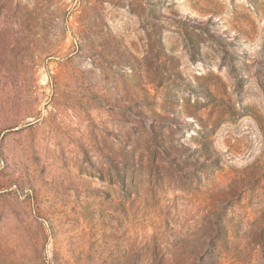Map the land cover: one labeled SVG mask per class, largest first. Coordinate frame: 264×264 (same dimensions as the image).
<instances>
[{
	"label": "rangeland",
	"instance_id": "obj_1",
	"mask_svg": "<svg viewBox=\"0 0 264 264\" xmlns=\"http://www.w3.org/2000/svg\"><path fill=\"white\" fill-rule=\"evenodd\" d=\"M0 264H264V0H0Z\"/></svg>",
	"mask_w": 264,
	"mask_h": 264
}]
</instances>
